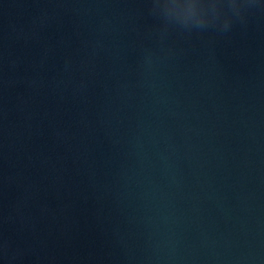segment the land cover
<instances>
[{"label": "water", "instance_id": "1", "mask_svg": "<svg viewBox=\"0 0 264 264\" xmlns=\"http://www.w3.org/2000/svg\"><path fill=\"white\" fill-rule=\"evenodd\" d=\"M0 264H264V0H0Z\"/></svg>", "mask_w": 264, "mask_h": 264}, {"label": "clouds", "instance_id": "2", "mask_svg": "<svg viewBox=\"0 0 264 264\" xmlns=\"http://www.w3.org/2000/svg\"><path fill=\"white\" fill-rule=\"evenodd\" d=\"M242 2H243V0H242ZM240 10H241V4L239 5V11H238V15H239V13H240ZM229 23H230V20H229V18L225 21V26H224V28H227L228 26H229Z\"/></svg>", "mask_w": 264, "mask_h": 264}]
</instances>
